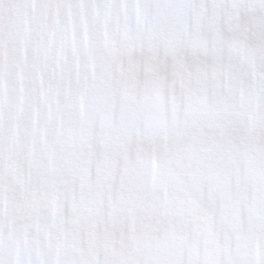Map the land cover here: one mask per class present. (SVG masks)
I'll return each mask as SVG.
<instances>
[{"label":"snow or ice","instance_id":"obj_1","mask_svg":"<svg viewBox=\"0 0 264 264\" xmlns=\"http://www.w3.org/2000/svg\"><path fill=\"white\" fill-rule=\"evenodd\" d=\"M0 264H264V0H0Z\"/></svg>","mask_w":264,"mask_h":264}]
</instances>
